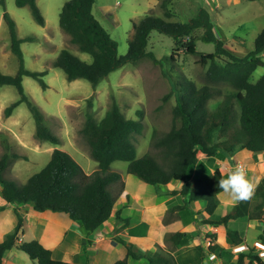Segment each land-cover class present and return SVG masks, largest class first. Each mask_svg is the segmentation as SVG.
Returning <instances> with one entry per match:
<instances>
[{
    "label": "trees",
    "instance_id": "16d2710c",
    "mask_svg": "<svg viewBox=\"0 0 264 264\" xmlns=\"http://www.w3.org/2000/svg\"><path fill=\"white\" fill-rule=\"evenodd\" d=\"M94 2L95 0H66L59 12L61 29L70 36L71 42L77 45L81 52L91 57L90 61L83 60L69 49L62 48L55 57L53 66L62 69L67 80L84 78L95 88L110 72L126 63L136 62L143 57H150L157 62L154 53L148 49L151 32L157 31L174 40V53L169 56L171 62H174L178 51L197 53V62L207 67V80L211 84H227L233 90L221 94V87L213 84L197 87L192 80L176 83L174 77L165 71L174 82L176 104L171 128L163 135H157V131H153L152 145L155 153L147 151L137 156V147L132 136L142 133L143 122L140 119L125 117L119 104L113 99L111 106L99 121L87 112L81 129L87 139L89 153L97 161L93 172H86L68 151L54 147L48 162L23 184L17 185L13 179L4 176V171L11 160L20 155L4 152L0 157V182L4 199L16 203L31 201L38 211L65 212L80 224L86 234L92 233L112 214L117 202L114 184L120 181L119 190L124 188L121 174L111 167L113 162L120 160L127 162L128 173L155 186L156 189L170 182H183L180 193L184 194L185 203L206 199V210L210 218L204 220L205 223L226 224L231 218L244 216L239 206L235 205L219 219L212 218L215 202L207 182L196 179L195 186L190 187L185 181L198 162L199 150L208 157L219 152L232 153L236 149H246L255 154L264 151V72L255 81L250 80L255 68L264 65L261 57L264 52V29L255 37L254 48L239 56L225 47L205 7H200L196 16L186 21L167 20L165 16L170 17L171 13L165 10V16L147 14L133 24L134 32L128 50L125 54H119L117 41L93 13ZM15 3L17 6L28 5L34 19L40 25H45V18L36 0H15ZM0 4L7 25L10 49L18 60L15 74L0 71V86L13 85L19 94L17 100L5 107L4 115L10 116L17 106L25 103L34 119L35 138L55 146L59 145L62 138L48 125L44 112L30 99L23 85L24 76H30L45 90L47 83L44 76L48 71L32 70L25 66L21 43L33 40V37H19L16 22L6 9L5 0H0ZM162 6L166 8L167 1H164ZM197 29L203 30L200 35L202 41L214 43L213 52L196 51L193 32ZM220 94L223 95L220 101L215 107L209 108L208 101ZM139 114L138 111L137 115L140 116ZM213 177L215 190L222 191L219 188V180L227 178L226 175H223L219 168H215ZM259 197L252 204L251 218L257 214L260 217L261 212L264 213V188ZM178 207L180 205H171L167 213ZM256 210L261 212H255ZM116 215L118 219L123 220V226L128 224L129 218H121L119 212ZM21 222L22 218L19 217L14 231L0 242V264H5L4 253L13 247L27 253L38 264H80L53 258L52 250L36 239L17 243L16 237ZM185 237V232L168 231L165 239L169 242V247L155 244L151 254L143 255L135 253L132 243L127 239L117 236V239L126 245L127 255L111 264H130L127 259L129 255L135 258L146 256L150 264H177L171 246L182 243ZM209 238V249L216 252L218 245L214 244V237L209 235ZM225 238L234 244H240L242 240L238 232L231 229H226ZM222 250L218 253L222 254ZM247 257L251 260L259 258L256 253L241 252L237 255V261L230 264H241ZM260 263L264 264L263 261Z\"/></svg>",
    "mask_w": 264,
    "mask_h": 264
},
{
    "label": "rangeland",
    "instance_id": "374dc122",
    "mask_svg": "<svg viewBox=\"0 0 264 264\" xmlns=\"http://www.w3.org/2000/svg\"><path fill=\"white\" fill-rule=\"evenodd\" d=\"M65 1L36 0L45 18V25H40L28 5L17 6L15 0H5L6 9L16 22L18 36L33 37V40L21 43L25 66L32 70L48 71L44 76L47 83L45 90L37 80L24 76L25 92L44 112L52 130L62 138V143L56 146L48 141L37 140L34 136V119L25 103L17 106L10 116H5V107L17 100L19 94L13 85L0 86V157L4 152L20 155L13 158L4 171V176L13 179L17 185L23 184L48 162L51 155V152L48 153L51 150L49 147L68 151L86 171L93 172L97 161L91 157L87 139L81 129L87 112L99 121L113 99L117 101L125 117L143 122L142 133L132 136L137 156L147 151L155 153L152 145L153 131L156 130L157 135H163L171 128L176 104L174 82L165 71L174 77L176 83L192 80L197 87L211 84L206 78L207 67L197 62V53L178 51L174 62H171L169 56L175 47L174 40L157 31L151 32L148 43V49L154 53L157 62L150 57H143L136 62L126 63L110 72L95 88L84 78L67 80L64 71L53 66V61L62 48L69 49L83 60L90 61L91 57L81 52L59 25V12ZM164 1H167L166 8L162 6ZM200 7L209 11L214 29L226 48L239 56L254 48L255 37L264 29V0H95L93 13L117 41L118 53L125 54L133 36V24L143 16H163L165 10H168L170 17L164 15L167 20L186 21L196 16ZM2 15L0 4V71L15 74L18 60L10 49L7 25ZM202 31L197 29L193 32L196 51L213 52L214 43L200 39ZM261 57L264 61V52ZM263 72L264 65L256 67L250 80L255 81ZM213 85L221 87V94L233 90L227 84ZM221 94L208 101L209 108L216 106L223 97ZM138 111L140 116L137 115ZM126 166L127 162L120 160L112 164L114 170ZM120 186L117 181L113 188L117 192ZM231 247L222 251L223 256L228 257V263L233 255ZM252 251L250 250L251 254Z\"/></svg>",
    "mask_w": 264,
    "mask_h": 264
},
{
    "label": "crops",
    "instance_id": "0c3cea01",
    "mask_svg": "<svg viewBox=\"0 0 264 264\" xmlns=\"http://www.w3.org/2000/svg\"><path fill=\"white\" fill-rule=\"evenodd\" d=\"M49 148L51 150L48 153L54 149ZM197 156L198 162L193 166L185 182L190 187L195 186L196 179L207 182L208 190L215 202L212 218L226 215L235 205L239 206L244 216L231 218L226 224L205 223L204 220L210 218L206 210L208 201L200 199L185 203L184 194L180 193L183 182H170L156 189L155 186L128 173L126 166L117 170L112 168L121 174L124 188L116 192L117 202L108 220L89 234H86L80 224L73 221L65 212L38 211L31 201L26 203L6 201L2 196L0 182V242L14 231L21 217L17 243L36 239L52 250V257L55 259L80 264H111L127 255L126 245L120 242L117 236L131 242L135 253L146 255L154 251L155 244L162 247L170 246L165 239L168 231L185 232L184 241L171 246L177 264H230L227 263L228 257L223 256V252L218 253L221 249L232 246V250L234 245H238L224 238L226 229L237 231L242 238L240 244L247 245L252 252L255 240L264 242V213L256 210L255 212H261V216L257 214L251 218L252 204L260 198V192L264 188V151L255 154L246 149H236L232 153L219 152L208 157L199 150ZM238 163L245 165L249 176H258L262 179L251 200L233 203L222 191L215 190L213 170L219 168L227 177L230 166ZM171 205L180 207L167 213ZM262 210L264 211V206ZM117 212L121 218H129L128 224L122 225L123 220L117 218ZM209 235L214 237V244L218 245L217 252L209 249L211 243ZM200 247L202 249H199ZM231 256L230 261L236 262L237 257L234 254ZM3 258L5 264H36L27 253L15 247L7 250ZM127 259L130 264H150L146 256L135 258L129 255ZM260 261L264 263V259Z\"/></svg>",
    "mask_w": 264,
    "mask_h": 264
},
{
    "label": "clouds",
    "instance_id": "9594fccd",
    "mask_svg": "<svg viewBox=\"0 0 264 264\" xmlns=\"http://www.w3.org/2000/svg\"><path fill=\"white\" fill-rule=\"evenodd\" d=\"M261 179L262 177L249 176L245 165L238 164L230 166L227 178L219 180V188L231 202H247L254 197Z\"/></svg>",
    "mask_w": 264,
    "mask_h": 264
},
{
    "label": "built area",
    "instance_id": "2783aa9c",
    "mask_svg": "<svg viewBox=\"0 0 264 264\" xmlns=\"http://www.w3.org/2000/svg\"><path fill=\"white\" fill-rule=\"evenodd\" d=\"M238 164H241V163H238ZM253 247H254L253 253H256L259 258L258 259L255 258L251 260L250 258L247 257L241 264H260V260L264 259V242L259 239L255 240L253 243ZM231 251L237 257V255L240 252H250V248L245 244H239V245H234ZM236 264H239V263H236Z\"/></svg>",
    "mask_w": 264,
    "mask_h": 264
}]
</instances>
